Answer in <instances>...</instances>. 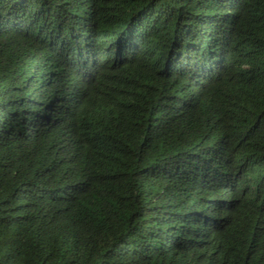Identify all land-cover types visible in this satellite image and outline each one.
<instances>
[{
	"label": "trees",
	"instance_id": "16d2710c",
	"mask_svg": "<svg viewBox=\"0 0 264 264\" xmlns=\"http://www.w3.org/2000/svg\"><path fill=\"white\" fill-rule=\"evenodd\" d=\"M0 264H264V0H0Z\"/></svg>",
	"mask_w": 264,
	"mask_h": 264
}]
</instances>
